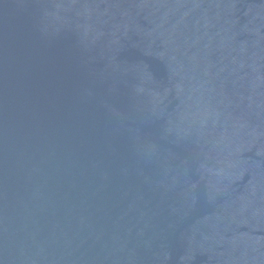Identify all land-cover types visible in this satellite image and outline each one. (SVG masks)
<instances>
[{
  "label": "water",
  "instance_id": "1",
  "mask_svg": "<svg viewBox=\"0 0 264 264\" xmlns=\"http://www.w3.org/2000/svg\"><path fill=\"white\" fill-rule=\"evenodd\" d=\"M0 264H264V0H0Z\"/></svg>",
  "mask_w": 264,
  "mask_h": 264
}]
</instances>
